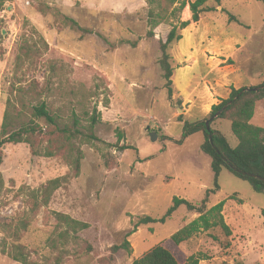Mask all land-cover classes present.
Returning a JSON list of instances; mask_svg holds the SVG:
<instances>
[{
	"label": "rangeland",
	"instance_id": "1",
	"mask_svg": "<svg viewBox=\"0 0 264 264\" xmlns=\"http://www.w3.org/2000/svg\"><path fill=\"white\" fill-rule=\"evenodd\" d=\"M208 4L217 12L180 31L183 39L169 51L175 69L170 98L158 64L160 40L147 36V0H0V134L9 103L20 110L46 102L63 123L73 107L82 117L98 105L102 117L99 141L73 142L74 155L80 150L84 157L78 177L64 156L44 155L51 139L45 122L35 149H0V264H23L14 259L20 251L38 264H132L199 217L180 207L166 224L142 226L127 238L140 217L162 218L176 197L199 205L215 187L211 159L201 151L203 134L177 144L184 122L204 120L232 88L264 83V4ZM223 10L248 29L230 24ZM190 15L187 7L182 20ZM167 26L156 33L165 37ZM252 123L264 128V101ZM213 127L238 146L229 121ZM58 178L66 181L45 205L43 189ZM219 186L208 208L226 201L232 236L219 227L203 230L180 252L204 259L199 264H264V194L228 170ZM234 195L244 203L229 199ZM58 215L87 227L71 229ZM126 239L131 252L113 253Z\"/></svg>",
	"mask_w": 264,
	"mask_h": 264
},
{
	"label": "trees",
	"instance_id": "2",
	"mask_svg": "<svg viewBox=\"0 0 264 264\" xmlns=\"http://www.w3.org/2000/svg\"><path fill=\"white\" fill-rule=\"evenodd\" d=\"M259 1L264 4V0ZM216 2L220 5L221 0H216ZM208 3L209 0H196L195 2H188V0H147L148 25L150 28L147 36L149 38H159L160 40L161 58L158 64L163 72V79L166 82L170 98L173 95L175 69L171 63L169 51L174 44H178L183 39L180 31L188 29L192 24L199 23L203 15L217 12V9L211 7ZM187 7L190 9L191 15L188 20H182L181 16L186 12ZM222 12L227 14L230 24H238L248 29L238 17L225 10ZM70 21L73 27H79L75 21ZM166 25H168L169 31L162 38L156 33V30L166 27ZM81 30L89 32L85 29ZM262 86H264V83L255 87ZM245 89L232 88L229 98L221 101L218 105H214L210 114L202 121L190 123L188 121L184 122L183 116L178 117V120L184 122V129L182 139L177 141V144L182 145L194 135L203 134L204 140L201 145V151L211 159L215 187L206 191L199 205L176 197L172 206L162 218L140 217L133 231L127 235V238L142 226L158 223L166 224L180 207H185L189 213L199 215L192 223L179 230L171 238L152 248L132 264H199L204 259L195 256H183L180 252L181 244L203 230L208 231L218 227L223 230L227 237L232 236V229L226 223L223 214L226 201L210 209L208 208L211 197L220 191L219 177L224 170H228L235 177L248 182L256 193L264 194V128L252 123L257 105L264 101V89L258 92H243ZM94 94L97 95V92ZM230 102L233 103L223 110ZM71 111L70 122L63 123L64 118L62 115L52 110L46 102L31 106L23 104L20 110H16L15 105L13 106L9 103L0 134V149L9 144H27L35 149L37 135L42 132L40 122H45L51 139L49 146L44 151V155L49 158L56 155L64 156L74 172V177H78L81 173V162L84 157L80 150L74 155L73 142L80 140V142L88 144L99 141L95 134V129L102 121V117L98 111V105H94L91 112H84L82 117L77 113L76 107H73ZM218 113L220 115L211 121L210 131H208L206 122L213 119ZM81 119L85 120L87 125H82ZM217 121H229L231 123L232 133L238 140L237 147H232L224 132L213 127V124ZM62 124L63 128L60 127ZM122 140L123 135L120 134L118 141L121 142ZM128 149L130 147H123L122 150ZM34 153L40 155L39 151L34 150ZM110 160L105 155L107 167L111 165ZM3 162L4 155L2 150H0V167ZM64 181H66V178L52 180L43 189V202L45 205L48 204L51 194L61 188ZM3 188L4 180L0 172V194ZM229 199L237 200L240 204L244 203L243 200L239 199L238 195L231 196ZM38 206L36 205V207ZM58 218L71 229L76 230V228L84 229L87 227V225L81 224L66 215H58ZM67 234L68 231L64 233V236L66 237ZM120 250L131 252L130 243L127 239L121 245H116L112 248L113 253H117ZM14 259L23 264H38L30 262L23 251H20L19 255L14 256Z\"/></svg>",
	"mask_w": 264,
	"mask_h": 264
},
{
	"label": "water",
	"instance_id": "3",
	"mask_svg": "<svg viewBox=\"0 0 264 264\" xmlns=\"http://www.w3.org/2000/svg\"><path fill=\"white\" fill-rule=\"evenodd\" d=\"M264 89V86L262 87H254V88H246L243 92H250V91H254V92H258L260 90ZM234 102V101H233ZM233 102H230L227 106L224 107L223 110H225L229 105H231ZM220 115V113L216 114L215 117L213 119H210L206 122V126L208 131H210V123L211 121H213L214 119L218 118V116ZM152 138L155 141L156 140V134H152Z\"/></svg>",
	"mask_w": 264,
	"mask_h": 264
}]
</instances>
